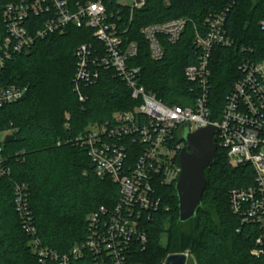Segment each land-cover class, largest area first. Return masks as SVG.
Masks as SVG:
<instances>
[{
  "label": "trees",
  "instance_id": "16d2710c",
  "mask_svg": "<svg viewBox=\"0 0 264 264\" xmlns=\"http://www.w3.org/2000/svg\"><path fill=\"white\" fill-rule=\"evenodd\" d=\"M14 0H0V37L4 35L2 12ZM72 3L80 0H70ZM119 0H107L109 16L119 25L126 42L138 45L130 63L141 68L139 85L168 106H187L193 96L185 69L198 62L196 35L205 36L206 20L226 8L225 30L232 47L215 46L210 59L211 120L221 117L227 96L241 78L245 61L264 60V0H148L131 11ZM176 19H186L185 30L176 44L161 37L164 58H150L149 45L141 29ZM83 44L102 50L89 29L69 26L65 31L38 41L33 49L11 60L0 86L27 88L20 101L0 107V132H12L4 156L10 175L0 178V264H59L40 259L39 249L69 254L86 241L89 217L101 208L111 210L119 201V189L110 179L96 173L87 150L70 142L90 124H104L115 113L133 110L139 101L115 72L102 70L99 81L84 89L85 104L73 89L77 58ZM70 115L66 128L65 115ZM61 143V145H58ZM207 187L196 217L179 222L176 186L161 190L164 207L147 224L148 241L137 247L133 260L141 264H165L170 255L189 252L197 264H264L256 257L259 229L243 224L231 211L229 193L254 184L250 165L233 166L226 152L218 148L213 166L206 171ZM25 187L34 233L24 229L15 205L16 187ZM166 241V245L163 242ZM72 264H94L91 255Z\"/></svg>",
  "mask_w": 264,
  "mask_h": 264
},
{
  "label": "built area",
  "instance_id": "2783aa9c",
  "mask_svg": "<svg viewBox=\"0 0 264 264\" xmlns=\"http://www.w3.org/2000/svg\"><path fill=\"white\" fill-rule=\"evenodd\" d=\"M148 0H132L131 11L141 9ZM107 0H14L2 12L4 35L0 37V77L15 57L28 54L35 44L65 31L69 26L89 29L102 50L83 44L75 52L77 58L73 89L80 103L87 97L84 89L95 85L102 70L114 71L139 101L133 110L115 113L111 121L90 124L82 135L70 141L87 150L96 175L110 179L119 189V201L111 210L101 208L90 215L89 234L85 242L76 244L69 254L59 255L48 248L39 249L40 259L49 258L59 264L91 255L94 264H141L132 253L147 244V224L164 207L161 190L175 185L181 176L179 156L186 146L180 135L184 126L195 133L208 126L218 128V148L223 149L235 166L250 165L254 184L233 189L229 203L243 224L256 225L259 235L252 254L264 257V60H245L240 65L241 78L227 96L221 117L211 120L210 59L215 46L232 47L225 30L229 8L206 20L205 36L196 35L198 62L185 69L184 76L193 96L187 106H168L155 94L139 85L141 68L130 63L138 54L135 42H126L119 25L109 16ZM119 2V1H118ZM120 4V3H119ZM122 5V4H121ZM124 6V5H123ZM187 24L186 19L157 23L141 29L149 45L150 58L161 61L165 49L161 37L176 44ZM264 34V19L260 22ZM27 88L0 86V107L23 99ZM65 127L70 115L66 113ZM13 132V131H12ZM12 132H0V178L10 175L4 156L6 138ZM61 145V143H58ZM15 205L29 233H34L25 187H16Z\"/></svg>",
  "mask_w": 264,
  "mask_h": 264
},
{
  "label": "water",
  "instance_id": "95a60500",
  "mask_svg": "<svg viewBox=\"0 0 264 264\" xmlns=\"http://www.w3.org/2000/svg\"><path fill=\"white\" fill-rule=\"evenodd\" d=\"M217 133L218 128L215 126H208L195 133H190L187 125L182 128L180 139L186 146L179 156L182 172L176 183L180 223L195 218L202 205V197L207 187L206 171L213 166L218 151L215 137ZM12 140L13 136L6 138V142ZM187 261L185 254H175L170 255L165 264H187Z\"/></svg>",
  "mask_w": 264,
  "mask_h": 264
},
{
  "label": "rangeland",
  "instance_id": "374dc122",
  "mask_svg": "<svg viewBox=\"0 0 264 264\" xmlns=\"http://www.w3.org/2000/svg\"><path fill=\"white\" fill-rule=\"evenodd\" d=\"M119 3L124 6H130L132 5V0H119ZM163 245H166V241L163 242ZM185 255L188 257L187 264H197L196 258L191 255L189 252L185 253Z\"/></svg>",
  "mask_w": 264,
  "mask_h": 264
}]
</instances>
